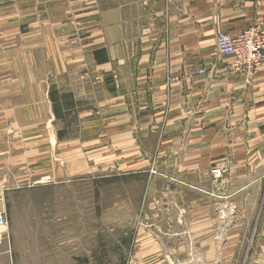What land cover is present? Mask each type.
Returning <instances> with one entry per match:
<instances>
[{"label": "crops", "instance_id": "obj_1", "mask_svg": "<svg viewBox=\"0 0 264 264\" xmlns=\"http://www.w3.org/2000/svg\"><path fill=\"white\" fill-rule=\"evenodd\" d=\"M257 24L264 0H0V210L111 171L143 178L177 251L236 250L264 219V62L239 71L217 33Z\"/></svg>", "mask_w": 264, "mask_h": 264}, {"label": "rangeland", "instance_id": "obj_2", "mask_svg": "<svg viewBox=\"0 0 264 264\" xmlns=\"http://www.w3.org/2000/svg\"><path fill=\"white\" fill-rule=\"evenodd\" d=\"M115 174L15 190L0 264H264V219L242 229L236 250L177 251L176 221L146 202L143 178Z\"/></svg>", "mask_w": 264, "mask_h": 264}, {"label": "built area", "instance_id": "obj_3", "mask_svg": "<svg viewBox=\"0 0 264 264\" xmlns=\"http://www.w3.org/2000/svg\"><path fill=\"white\" fill-rule=\"evenodd\" d=\"M217 45L222 55L233 58V66L239 71L256 70L264 62V30L259 24L249 26L236 35L219 30ZM210 173L215 187L219 188L226 181L225 171L222 167L214 166ZM4 198L5 189L0 187V201H3ZM8 225L6 211L0 210V227L7 229Z\"/></svg>", "mask_w": 264, "mask_h": 264}]
</instances>
